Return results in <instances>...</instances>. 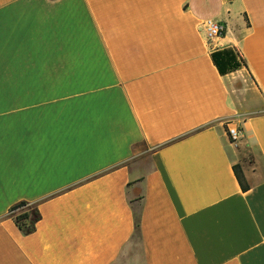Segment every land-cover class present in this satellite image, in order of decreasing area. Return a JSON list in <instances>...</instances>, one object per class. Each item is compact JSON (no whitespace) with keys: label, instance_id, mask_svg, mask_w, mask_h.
<instances>
[{"label":"crops","instance_id":"crops-1","mask_svg":"<svg viewBox=\"0 0 264 264\" xmlns=\"http://www.w3.org/2000/svg\"><path fill=\"white\" fill-rule=\"evenodd\" d=\"M0 264H264V0H0Z\"/></svg>","mask_w":264,"mask_h":264},{"label":"trees","instance_id":"trees-1","mask_svg":"<svg viewBox=\"0 0 264 264\" xmlns=\"http://www.w3.org/2000/svg\"><path fill=\"white\" fill-rule=\"evenodd\" d=\"M222 72L226 71L223 68V64L218 62ZM236 177L241 185L244 192L250 190V185L248 184L244 172L240 165L234 167ZM10 213L14 218L16 225L19 229L26 235L33 233L36 230V225L41 219V214L38 208L35 206H30L28 202H21L14 207H12Z\"/></svg>","mask_w":264,"mask_h":264},{"label":"built area","instance_id":"built-area-1","mask_svg":"<svg viewBox=\"0 0 264 264\" xmlns=\"http://www.w3.org/2000/svg\"><path fill=\"white\" fill-rule=\"evenodd\" d=\"M205 36L208 42H214L221 39L227 33V26L215 20H206L202 24ZM228 135L232 143H237L244 136L242 129L239 127L238 121L231 119L226 123Z\"/></svg>","mask_w":264,"mask_h":264},{"label":"rangeland","instance_id":"rangeland-1","mask_svg":"<svg viewBox=\"0 0 264 264\" xmlns=\"http://www.w3.org/2000/svg\"><path fill=\"white\" fill-rule=\"evenodd\" d=\"M233 83L236 84L237 89L241 88V86H242V82L240 79H237V78L234 79Z\"/></svg>","mask_w":264,"mask_h":264}]
</instances>
